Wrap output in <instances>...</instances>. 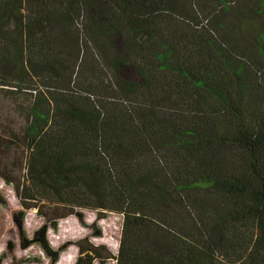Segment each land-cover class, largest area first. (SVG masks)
<instances>
[{
    "label": "trees",
    "instance_id": "obj_1",
    "mask_svg": "<svg viewBox=\"0 0 264 264\" xmlns=\"http://www.w3.org/2000/svg\"><path fill=\"white\" fill-rule=\"evenodd\" d=\"M0 90L49 264L85 210L122 217L118 252L74 264H264V0H0Z\"/></svg>",
    "mask_w": 264,
    "mask_h": 264
},
{
    "label": "rangeland",
    "instance_id": "obj_2",
    "mask_svg": "<svg viewBox=\"0 0 264 264\" xmlns=\"http://www.w3.org/2000/svg\"><path fill=\"white\" fill-rule=\"evenodd\" d=\"M200 7V8H199ZM196 12L202 17L208 14L207 7L199 6ZM20 117L15 112L13 100L5 98L0 90V143H3L5 135L4 128L19 129ZM7 153L9 160L13 159V168L8 172L13 179L20 177L21 183H26L25 171H20L18 147L9 149ZM0 258L1 264H49V260L41 249L31 243L35 234L43 224L34 210L19 213L22 208L19 205L11 186H7L0 179ZM97 213L93 211H82L81 220L69 216L58 222L56 231L49 230L46 235L47 245L53 249H63L57 264H74L78 255L77 245L91 244L104 247L111 255H117L121 237L122 217L114 213H106L104 219L98 220ZM105 252L102 251V254ZM93 264H101L98 260ZM104 264H115L113 260H107Z\"/></svg>",
    "mask_w": 264,
    "mask_h": 264
}]
</instances>
